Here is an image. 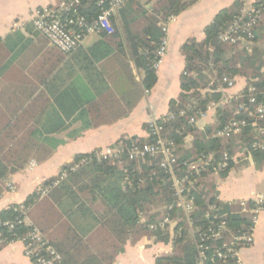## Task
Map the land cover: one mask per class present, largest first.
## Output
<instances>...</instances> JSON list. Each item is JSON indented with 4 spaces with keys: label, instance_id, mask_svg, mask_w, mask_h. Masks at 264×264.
<instances>
[{
    "label": "trees",
    "instance_id": "obj_1",
    "mask_svg": "<svg viewBox=\"0 0 264 264\" xmlns=\"http://www.w3.org/2000/svg\"><path fill=\"white\" fill-rule=\"evenodd\" d=\"M198 1L150 0L144 5L137 0L127 2L124 10L137 47L140 68L135 63L120 16L113 20V34L102 33L94 44L80 46L69 57L71 61L75 60L76 67L68 68L70 82L61 80L53 91L58 116L48 113L52 98L44 92L31 101L21 114L9 119L0 131V197L6 189L4 181L24 170L35 155L39 154L43 159L50 157L64 143L55 135L66 132L73 122L81 121L84 130L110 126L127 118L141 93L118 94L107 84L98 65L117 55L128 57L135 67L144 72L141 81L143 90L151 91L157 84L154 65L164 37L162 24L181 15ZM244 4L245 0H236L230 7L221 10L204 29L203 40L190 39L181 48L186 74L181 77L178 98L169 105V114L174 119L166 123H162L163 118L157 121L164 126L165 137L176 145L178 164L175 170L178 176L186 173L188 163H197L211 154L219 161L228 153L231 158L228 167L217 172L219 178L226 179L234 167L237 153L250 148L257 140L251 126L234 138L214 137L216 131L228 122L243 117L237 114L235 102L217 108L213 123L206 126L203 132L188 121L192 116L187 108L189 105L206 112L212 102L222 100L224 94L219 87L227 89L228 86L218 83L210 86L215 78H242L246 82L242 100L247 101L249 89L253 87L257 100L264 102V46H259L264 42V0L252 2L253 7L260 10L261 19L254 29L255 38L250 49L229 46L218 39L220 33L241 14ZM87 6L88 10L98 12L92 1ZM125 65V71L129 70L131 80L135 81L130 63ZM54 72L49 71L48 75ZM182 111H186V115L181 116ZM52 122L54 127L50 128ZM261 125L264 128V122ZM190 136L193 137L192 147L184 149ZM153 142V137L122 138L115 146L130 149L134 144ZM246 156L251 157L257 169L264 167V151L251 150ZM160 162V157L130 160L123 155L121 160L98 161L94 152L76 155L61 168L59 174L43 182L42 189L47 190L44 198H39L38 190L24 202L34 221L33 226L3 229L4 242L0 244V249L38 228L61 255L62 262L58 264H116L117 257L125 253L126 245L135 246L142 240L151 239L172 247L170 253L157 256L155 264H199V234L209 226L205 217L208 207L216 204L221 208L220 214L225 218L229 232L222 239L208 243V263L241 264L236 256L217 259L214 254V250L231 244L235 237L249 233L253 227L251 216L241 213L239 204L219 200L217 184L213 180L215 168L210 166L190 188L194 210L187 215L177 206L170 175ZM250 206L253 207L254 203ZM20 212V205L9 206L0 212V220L15 221L21 216ZM166 219L173 225L163 226Z\"/></svg>",
    "mask_w": 264,
    "mask_h": 264
},
{
    "label": "crops",
    "instance_id": "obj_2",
    "mask_svg": "<svg viewBox=\"0 0 264 264\" xmlns=\"http://www.w3.org/2000/svg\"><path fill=\"white\" fill-rule=\"evenodd\" d=\"M235 1L199 0L169 24L168 53L157 69V84L148 93L141 87L144 75L141 78L139 74L143 71L135 67L130 60L128 62L131 65L132 74L140 87L124 91H118L110 81L114 74L110 72L113 70L110 65L116 61V56L101 62L98 65L99 70L104 74L107 84L118 94L123 95L131 91L141 93L129 116L110 126L84 130H82L81 121H75L66 132L55 135L64 143L50 157L43 159L39 154L35 155L29 160L24 170L9 176L4 181L6 189L0 197V212L12 205H24L27 198L42 187L44 181L59 174L61 168L71 162L76 155L89 154L115 146L122 138L147 139V124L150 121L165 118L169 114L170 102L177 99L181 92V77L185 69V59L181 53L182 46L190 39L203 40L204 29L212 23L221 10L230 7ZM58 2L59 0H0V131L4 129L9 119L21 114L31 101L38 99L44 92L52 98L48 113L56 116L59 114L58 106L54 104L53 91L58 88L61 80L70 82L67 78L68 68L76 69L75 60L71 61L70 56L54 48L32 24V19L37 12L54 8ZM82 46L88 47L84 44ZM122 65L126 69V65L124 63ZM53 70L55 72L48 75V72ZM123 71L126 78L133 83L129 70ZM245 87V80L237 78L236 87L229 92L237 94ZM215 113L216 111H211L206 120L198 123L199 132H203L206 126L213 123ZM46 126L48 127L47 124ZM53 127L52 122L50 128ZM192 142L193 137H188L184 149L191 148ZM238 155L234 159V167L237 166L245 171L243 181L237 179L231 171L226 179L219 178L217 174L213 178L217 184L218 198L223 203H252L264 194V188L260 191L255 190L256 184H264V167L257 169L251 157ZM33 163L35 166L32 165ZM247 179L249 184L237 186L246 182ZM8 182L13 185L14 191L8 189ZM236 187L242 188L243 194L239 197L234 194ZM29 220L32 224L34 223L30 215ZM253 229L252 245L245 246L239 251L241 264H264V209ZM156 244L149 257L144 255L145 250H141V245L128 244L125 247V253L117 257L116 264H150L149 258L152 264H155L157 256L170 253L172 250L171 244ZM156 249L160 251L156 252ZM0 264L35 263L26 255L25 244L17 240L0 249Z\"/></svg>",
    "mask_w": 264,
    "mask_h": 264
},
{
    "label": "built area",
    "instance_id": "obj_3",
    "mask_svg": "<svg viewBox=\"0 0 264 264\" xmlns=\"http://www.w3.org/2000/svg\"><path fill=\"white\" fill-rule=\"evenodd\" d=\"M92 1L98 12L88 10V2ZM254 0H245L244 8L241 14L237 16L234 21L220 33L218 39L221 43L229 46H238L239 48L250 49L254 43V29L261 19L260 10L253 7ZM129 0H59L54 8H47L35 14L32 19L34 28L45 37L48 42L66 56H71L89 35L96 33L113 34L115 26L113 20L119 17V10ZM84 10L86 13L84 14ZM176 17H172L168 22L162 24V31L164 37L162 44L157 51V61L154 67L158 69L161 61L168 53L167 32L169 24L174 22ZM184 74H186L184 72ZM227 84V89H219L223 92V98L219 102H212L206 112L196 109L195 106L189 105L187 108L192 112V116L188 119L193 126L198 125L199 122L206 120L211 111H216L217 108H223L227 104L235 102L237 104V114L243 116L242 118L234 119L228 122L224 127L217 130L214 137L218 139H230L239 136L244 129L251 126L254 128L257 140H255L250 148L246 147L238 156H246L251 150L264 151V102H259L256 97V89H249V96L246 102L242 100V92L237 94H230L229 91L236 87V80H229L227 77L217 80L216 78L211 82L210 86L214 84ZM210 90V89H209ZM148 93V91H146ZM186 115V111L181 112V116ZM174 116L168 114L162 119V123L173 120ZM158 121V120H157ZM157 121H150L147 126L148 137H153L152 144L132 145L130 149H125L122 146H112L103 150L95 151V158L98 161H115L121 160L123 155H127L130 160L144 159L146 157L161 158L160 166L170 175L172 182V189L174 196L177 198V206L181 207L184 212L189 215L194 210V197L189 195L190 188L195 185L199 178L210 166L216 170L215 174L221 169L228 167L231 160L228 153H225L220 160H215L213 154L209 157L202 158L197 163H188L186 173L182 176L176 174L175 168L178 164L177 148L173 141L165 137L164 126L158 124ZM252 121V122H251ZM35 166V164H32ZM64 176V175H63ZM193 176L196 178L193 179ZM7 187L10 191H14V187L9 182ZM39 198L46 196L47 190L39 189ZM254 206H250V202L239 203L241 213H246L251 216L253 227L249 233L243 234L234 238L231 244H224L221 248H213L215 257L217 259H226L229 256H236L239 258V251L245 246H250L253 243V228L258 221L260 213L264 209V194L256 200ZM21 216L15 221H1L0 220V244L3 241V229L14 230L18 226H33L29 220V209L24 205H20ZM220 206L210 205L206 211L205 217L208 220L209 226L206 230L199 234V250L200 262L199 264H209L206 256V251L210 246L208 243L211 240L222 239L228 231L227 222L220 214ZM173 223L166 219L163 226ZM25 244L26 255L31 258L35 264H58L62 262L61 255L56 251L52 244L46 239L44 234L38 229L34 228L26 237L20 239ZM240 246V247H239Z\"/></svg>",
    "mask_w": 264,
    "mask_h": 264
},
{
    "label": "rangeland",
    "instance_id": "obj_4",
    "mask_svg": "<svg viewBox=\"0 0 264 264\" xmlns=\"http://www.w3.org/2000/svg\"><path fill=\"white\" fill-rule=\"evenodd\" d=\"M141 4H146L147 2H149L150 0H138ZM99 40V35L96 33H93L91 35L88 36V38L86 39V41H84V45L86 46H90L92 44H94L95 42H97ZM259 46L263 47L264 46V42H261L259 44ZM128 57H123L121 55H117L116 56V61H113V63L110 65V67H113L112 71H110L111 73H114L113 76L110 78L111 83L118 89V91H124L127 89H135V88H139L140 84L137 82V79L135 77V81L132 83L131 81H129L125 74L124 71L125 67L122 65L124 63V65L126 63H128ZM141 70V69H140ZM144 72H140L139 77L143 78ZM239 82V81H238ZM203 93H205L203 91ZM241 168H238L237 166L233 167V169L231 170V172L234 173V175L236 176V178L241 179V181L244 180V173L245 171L240 170ZM246 177V176H245ZM249 184V180L247 179L246 182L244 183H240L237 186H242V185H247ZM221 186V184H220ZM264 188V184H256L255 185V190L256 191H260ZM242 192V188H237L235 189L234 194H236V197H239L240 195L243 194ZM221 194V192H220ZM143 242H140L137 244V246L141 245V250H145L144 255L149 257V254H151V250H153V247H156V243L154 242L153 239L149 240V241H145L142 240ZM143 247V248H142ZM145 247V249H144ZM134 248V247H133ZM160 251V249H156V252ZM149 262L150 264H152V260L149 258ZM146 264V263H144Z\"/></svg>",
    "mask_w": 264,
    "mask_h": 264
},
{
    "label": "water",
    "instance_id": "obj_5",
    "mask_svg": "<svg viewBox=\"0 0 264 264\" xmlns=\"http://www.w3.org/2000/svg\"><path fill=\"white\" fill-rule=\"evenodd\" d=\"M119 16H120V19L122 21L124 30H125V32L127 34V38H128V40L130 42L131 49H132L133 55L135 57V63L137 64L138 68H140L137 47H136L135 41L133 39V34H132V31H131L128 19L126 17L124 8H121L119 10Z\"/></svg>",
    "mask_w": 264,
    "mask_h": 264
}]
</instances>
